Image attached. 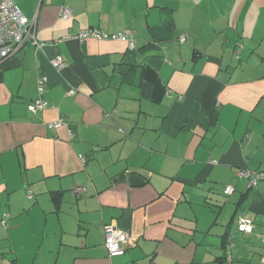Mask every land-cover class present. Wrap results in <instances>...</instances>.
<instances>
[{
  "label": "crops",
  "instance_id": "crops-1",
  "mask_svg": "<svg viewBox=\"0 0 264 264\" xmlns=\"http://www.w3.org/2000/svg\"><path fill=\"white\" fill-rule=\"evenodd\" d=\"M15 4L45 46L0 65V264H264V182L241 176L264 168V0ZM85 28L134 46L54 43Z\"/></svg>",
  "mask_w": 264,
  "mask_h": 264
},
{
  "label": "built area",
  "instance_id": "built-area-1",
  "mask_svg": "<svg viewBox=\"0 0 264 264\" xmlns=\"http://www.w3.org/2000/svg\"><path fill=\"white\" fill-rule=\"evenodd\" d=\"M59 16L63 20L71 18V9L69 7H63L60 9ZM135 32L126 29L122 32L115 34H107L104 31L97 28H85L79 30L76 34H68L54 43H60L64 41H77L82 43L87 39L110 40L126 43L128 48L134 46ZM182 43L185 41L184 36L179 38ZM30 44L35 47L36 50H41L45 43L38 41L35 35V28L32 21L26 18L17 5L15 0H0V65L15 54L24 45ZM50 65L57 71L63 68L64 63L60 58H55L50 61ZM46 89L45 78H38L36 82L37 97L28 105L27 109L31 113L40 112L48 107L47 101L43 98V94ZM71 93H73L71 91ZM66 121L60 118L56 122L50 125L51 128H59L66 126ZM241 176H244L249 181V187L255 188L258 182H264V168L257 173L242 172ZM84 188H78L75 193H81ZM234 192L233 187L226 186L224 188V194L231 196ZM27 198L32 197L31 191H27ZM8 215H4L0 218V225L2 228H6ZM237 229L244 233L250 234L253 229V225L250 220L244 218H238L236 221ZM105 248L110 256H114L122 253L124 247L129 244V236L127 233L116 229L113 225H105L103 227Z\"/></svg>",
  "mask_w": 264,
  "mask_h": 264
},
{
  "label": "rangeland",
  "instance_id": "rangeland-1",
  "mask_svg": "<svg viewBox=\"0 0 264 264\" xmlns=\"http://www.w3.org/2000/svg\"><path fill=\"white\" fill-rule=\"evenodd\" d=\"M220 202L223 204L222 207L229 203L228 199L225 198L224 196L220 198ZM230 203H231V201H230Z\"/></svg>",
  "mask_w": 264,
  "mask_h": 264
},
{
  "label": "trees",
  "instance_id": "trees-1",
  "mask_svg": "<svg viewBox=\"0 0 264 264\" xmlns=\"http://www.w3.org/2000/svg\"><path fill=\"white\" fill-rule=\"evenodd\" d=\"M226 243L223 244V246H225Z\"/></svg>",
  "mask_w": 264,
  "mask_h": 264
}]
</instances>
